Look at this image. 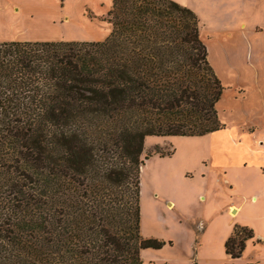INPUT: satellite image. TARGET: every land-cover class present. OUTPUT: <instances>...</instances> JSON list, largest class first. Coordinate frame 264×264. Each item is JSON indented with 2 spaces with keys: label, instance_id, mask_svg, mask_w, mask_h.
<instances>
[{
  "label": "trees",
  "instance_id": "1",
  "mask_svg": "<svg viewBox=\"0 0 264 264\" xmlns=\"http://www.w3.org/2000/svg\"><path fill=\"white\" fill-rule=\"evenodd\" d=\"M107 20L102 41L0 42V264H144L168 243L141 232L147 136L226 126L192 9L113 0ZM254 237L236 225L227 253Z\"/></svg>",
  "mask_w": 264,
  "mask_h": 264
},
{
  "label": "rangeland",
  "instance_id": "2",
  "mask_svg": "<svg viewBox=\"0 0 264 264\" xmlns=\"http://www.w3.org/2000/svg\"><path fill=\"white\" fill-rule=\"evenodd\" d=\"M241 55H247L245 44ZM237 81L227 75L225 82L228 84L224 85L231 87L226 89L228 95ZM218 109L221 120L228 126L225 130L202 136L152 135L145 140L141 169V231L150 237L174 241L173 246H166L162 252L142 251L143 260L147 262L165 257L172 264H191V261L192 264H210V259L221 264L222 260L227 262L220 242L227 227L247 225L254 229L255 235L264 234L263 165L255 163L259 159L250 151L253 140L238 144L240 139L231 126L250 119L240 113L231 98H226ZM156 149L172 150V154L162 156ZM237 152L243 153L241 159L233 158ZM148 153L151 156L145 158ZM224 177L230 184L224 182ZM157 194L160 198H156ZM166 198L176 203L168 205ZM203 219L211 223V232L203 241L198 234L196 238L191 235L190 239V228L192 230L193 224ZM198 243L203 245L202 253L191 254V248L198 250ZM257 246L264 247V244ZM190 255H195L193 260L189 259ZM251 260L263 264L264 253H255L250 248L240 263L247 264Z\"/></svg>",
  "mask_w": 264,
  "mask_h": 264
},
{
  "label": "crops",
  "instance_id": "3",
  "mask_svg": "<svg viewBox=\"0 0 264 264\" xmlns=\"http://www.w3.org/2000/svg\"><path fill=\"white\" fill-rule=\"evenodd\" d=\"M174 1L189 7L198 15L201 37L208 49V59L222 84H228L225 82L227 75H232L238 80L232 87L230 95L226 89L231 87L226 88L224 85L225 90L217 108L226 98H231L239 107L240 113L249 117V121L241 120L231 126L240 139L237 141L238 144L253 140V145L249 146L250 151L259 159L255 163L263 165L264 172V0ZM112 4L113 0H0V42L105 40L113 28L107 20ZM244 44L247 47L246 56L241 55ZM242 157L243 153L240 152L233 155L236 160ZM224 182L230 184L226 177ZM166 201L168 205L176 203L171 198H166ZM231 207L234 212L237 211L233 206ZM262 222L264 224V215ZM193 227L189 230V238L191 239V235L193 238L200 235L199 239L202 238V241L212 230L211 223L204 219L196 221ZM234 228L235 226L227 227L221 237L220 242L227 257V262L222 260L221 264H242L240 260L250 248L255 253H264V247L257 246L264 244L262 232L246 242V247L239 258H232L226 251V241L233 234ZM142 235L151 236L143 232ZM165 241L168 243L161 249L146 250L162 252L166 246L174 245L173 240ZM197 241L199 242L198 239ZM201 245H198V250L195 247L191 248L190 253L195 255L202 253L203 245ZM195 255L192 257L190 255L189 259L193 260ZM142 256H144L143 252ZM210 261V264H218L214 259ZM144 263L172 264L165 257L156 261L144 260ZM247 264H261V261L251 260L247 261Z\"/></svg>",
  "mask_w": 264,
  "mask_h": 264
}]
</instances>
